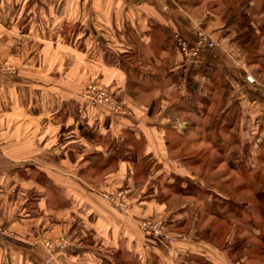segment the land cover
<instances>
[{
    "label": "crops",
    "instance_id": "crops-1",
    "mask_svg": "<svg viewBox=\"0 0 264 264\" xmlns=\"http://www.w3.org/2000/svg\"><path fill=\"white\" fill-rule=\"evenodd\" d=\"M203 1L0 0V264H102L119 251L137 264L206 257L203 241L183 234L184 216L202 220L213 198L224 203L228 172L248 191L264 180V0L252 3L249 54L225 17L183 9ZM199 28L219 46L194 70L212 68L216 81L190 75L176 47L173 33L193 41ZM90 82L131 116L84 105ZM123 190L126 214L105 198ZM167 206L176 244L138 227Z\"/></svg>",
    "mask_w": 264,
    "mask_h": 264
},
{
    "label": "rangeland",
    "instance_id": "rangeland-1",
    "mask_svg": "<svg viewBox=\"0 0 264 264\" xmlns=\"http://www.w3.org/2000/svg\"><path fill=\"white\" fill-rule=\"evenodd\" d=\"M142 1H144V0H141L140 2H142ZM197 1H199V0H197ZM241 1H243V0H206V1H203L202 4L199 5V7L195 6L192 9L183 7V9H185V10L188 9L187 11L192 13V15H194L196 17H200V16L203 17V15H205L208 11H213V12L217 13L218 16L225 17L227 19L229 16V15H227L228 11H232L231 9H233V8L235 9L236 6ZM137 2H139V1H137ZM260 4H261L260 1H257L255 6L256 5L258 6ZM201 19H203V18H201ZM257 21L260 25L263 24V26H264V15L262 16V18L257 19ZM257 21H255V23ZM217 44H219V42ZM90 84H94V83H92V82L87 83L85 85V87H87ZM97 87H99V86H97ZM218 170L219 171H222V170L225 171V170H227V168L225 166L221 165ZM217 173H219V172H217ZM226 176H227V178H226L227 180H229L230 177L233 178L230 181H228L229 183H226V184H227L229 190L235 192L236 197H234V198H237L239 203H245V205H249V210L248 211L246 210L245 213L242 214L241 210L238 212L239 207H236L237 210L233 211V209H232L230 216H228V218H230V219H227V220H218L217 217H215L217 215H214V213L211 212V211H213V209H215L213 207L210 208L211 211H209V212L205 211L204 212V216H206V218H204L202 220L197 219L198 218L197 214H193L192 217L189 215L191 213H189L188 216H184L185 219L189 220L188 226H187L189 231L186 230V231H184L183 234H186L187 236H190L192 234L191 236H193L194 238H198L199 240H202L204 247L207 248L206 249L207 250L206 257L205 256L194 257L193 260H188V258H187L186 264H190V263L191 264H263L260 259L256 260L257 251L260 249V242L258 241L255 234H253L250 231V227L248 226V221L250 219H252L256 224L260 222L259 213L257 212V210H255L256 207L254 206V205H256L255 204L256 201H255L251 191L247 190V191L239 192V194H238L237 187L240 184H242L243 181H241L235 174L228 172L226 174ZM258 186L264 187V180L259 181ZM119 192H121V191H118L117 193H119ZM117 193H114L111 195H115ZM127 199H128V197H127ZM176 200H178L177 202L180 201V199H178V198H176L175 201ZM128 203H129V201H128ZM169 209H170V207L167 206L165 213H164L165 215L161 214L159 217L158 216L157 217L156 216H147V217H144L142 219H139V221H138L139 231H140L141 222H144L146 220H150L152 222L160 221L163 223V220L167 219L166 211H169ZM129 211H130V205H129L128 212ZM190 223H192V225H193L192 227H190ZM163 225H164V223H163ZM170 226L171 225L169 223H167L168 228L165 229V227H164V231L172 239L169 241V240H166L164 237H160V238H162L165 241L171 242L172 244H176L177 242H180L179 241L180 237L176 233H174V229H172V227H170ZM152 238H154V237H152ZM156 239H159V238H155V240ZM237 239L238 240L239 239L245 240V242H247L246 245L244 246V251H243L244 253L243 254H246L245 256H248V258H244L242 261H240V259H238L236 256L231 255L232 250L235 246V243L238 242ZM53 246H54L53 243H50V242L46 243V247L54 255L57 253V251H56V249H53ZM47 261L52 262L51 259H48Z\"/></svg>",
    "mask_w": 264,
    "mask_h": 264
},
{
    "label": "trees",
    "instance_id": "trees-1",
    "mask_svg": "<svg viewBox=\"0 0 264 264\" xmlns=\"http://www.w3.org/2000/svg\"><path fill=\"white\" fill-rule=\"evenodd\" d=\"M254 0H243L241 1L236 8L231 9L232 11H228V18L226 19V27L232 28V27H236L239 32L238 35L236 37V40L239 41V44H241V46L243 47L245 54H249L248 52V48L246 49V47H244V45L248 44L250 41H252V39L255 37V32H256V28H255V20L253 19V17L250 15V11L252 8V3ZM263 10H264V3H263ZM176 33H173V36H175ZM182 36V35H181ZM177 46V44H176ZM177 50L179 52V54L181 55L184 64H188L186 59L184 58L183 54L181 53V51L178 49ZM215 50V49H214ZM213 51V50H211ZM201 56V55H200ZM200 56L197 59L196 63H193L191 65H187L190 69V75L194 73H198V72H202L203 76L210 78L212 81H216V78H218V72H216V70L212 69V68H208L205 69V71L203 69H200L195 71L194 66H197L199 64V60H200ZM194 65V66H193ZM190 81H194V78H189ZM95 85L99 86L101 89H105L106 91H108L110 93V95L116 99L117 101L121 102L124 104V106L130 110V108L118 97L116 96L115 93H113L112 91L108 90V88L100 85L97 82H94ZM194 87L195 84H193ZM83 103V102H82ZM91 107V106H89ZM99 108V107H97ZM102 109V108H100ZM131 111V110H130ZM112 114V113H111ZM114 115V114H113ZM117 116V115H116ZM120 118L122 116H119ZM259 181H261V179H258L257 181H255V183H253L254 185L251 188V192L253 194V197L255 199V204L254 205L256 207L255 210H257V212L259 213L260 216V222L259 223H255L252 219H250L248 221V226L250 227V231L255 234V236L257 237L258 241L260 242V249L257 251V257L256 260H261V262L264 264V187H260L259 185ZM249 185H247L246 183L241 185V187H237V192L239 194V192H243V191H247ZM126 193V196L128 197L129 200V194L127 190H123ZM223 192H225V199L222 200L218 199V198H213L210 201V206L213 207V205H220L219 211L215 212L217 214V219L218 220H227L230 219L228 218V216H230V213L233 211H236L238 208V212L241 210V213H245V211L249 210V205H245V203H239L237 198L235 195L234 191H231L228 189L227 184L225 185V189H223ZM237 199V200H236ZM127 200V201H128ZM129 205H130V201H129ZM232 206V207H231ZM231 210V211H230ZM213 213V212H212ZM240 217V216H239ZM233 219V218H232ZM164 223V227L165 229H167V223L168 220L164 219L163 220ZM149 239H154L152 237H148ZM156 240H163L162 238L156 239ZM155 240V241H156ZM238 240V239H237ZM247 242H245V240H241L239 239L237 243H235V246L232 250L231 255L236 256L238 259H240V261H242L244 258H248V256H245L246 254H243L244 252V246L246 245ZM102 264H137L136 262H134L133 260L128 258V255L125 252H116L113 255V260H107L104 261Z\"/></svg>",
    "mask_w": 264,
    "mask_h": 264
},
{
    "label": "built area",
    "instance_id": "built-area-1",
    "mask_svg": "<svg viewBox=\"0 0 264 264\" xmlns=\"http://www.w3.org/2000/svg\"><path fill=\"white\" fill-rule=\"evenodd\" d=\"M132 1H141V0H132ZM165 10H168V7H165ZM178 49L183 54L189 65L196 63L199 56L207 51L216 49L219 44L215 41L208 32H205L204 29L199 28L196 38L193 41H189L181 34L176 33L174 36ZM5 72H10L14 74L16 72L15 68H3ZM247 81L249 83H255V80L248 76ZM81 102L84 105L91 107L102 108L114 115L129 117L131 116V111L124 107V104L114 99L108 91L97 87V85L90 84L81 91ZM105 198L119 211L120 213H127L129 210V203L124 191H121L115 195H106ZM140 231L145 237H154L160 238L164 237L166 240H171L168 234L164 231V225L162 222H152L146 220L141 222ZM0 233L8 234L6 231L0 227ZM59 246V245H58ZM58 246L54 247L56 249ZM60 248H64L63 245H60Z\"/></svg>",
    "mask_w": 264,
    "mask_h": 264
}]
</instances>
